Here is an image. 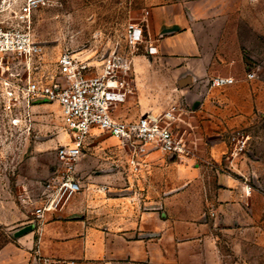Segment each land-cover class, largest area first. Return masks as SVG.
<instances>
[{
	"label": "crops",
	"instance_id": "crops-1",
	"mask_svg": "<svg viewBox=\"0 0 264 264\" xmlns=\"http://www.w3.org/2000/svg\"><path fill=\"white\" fill-rule=\"evenodd\" d=\"M229 21L222 0H163L146 8L145 42L132 56L134 94L116 107L114 116L133 120L176 106L191 143L202 141L206 151H223L222 142L216 145L220 129L253 130L252 94L241 88L248 80L243 73L247 61L227 40ZM148 47L155 52L149 55ZM216 76L234 83L209 88L207 80ZM121 108L124 112L118 113ZM103 135L92 130L85 149L94 139L93 146L104 141ZM193 155L185 161L189 166H179L181 184L176 187L151 183L152 177L142 172L158 158L173 159L158 151L145 156L138 175H132L138 184L117 189L82 184V192L63 212L48 216L39 234L27 219L15 241L13 206L5 196L0 202V264H217L216 236L252 221L247 202L259 192L247 183L249 175L253 178L247 171L244 181L218 172L219 188L183 184L201 175L196 162L205 157Z\"/></svg>",
	"mask_w": 264,
	"mask_h": 264
},
{
	"label": "rangeland",
	"instance_id": "rangeland-1",
	"mask_svg": "<svg viewBox=\"0 0 264 264\" xmlns=\"http://www.w3.org/2000/svg\"><path fill=\"white\" fill-rule=\"evenodd\" d=\"M162 1L41 0L32 15L31 32L41 44L42 54L34 60L31 79L39 87L50 86L57 72L58 58L66 51L88 60L93 66H98L112 52L129 53L127 29L132 25L141 26L145 9ZM222 2L230 20L227 40L232 48L238 46L241 49L247 61L244 76L247 78L249 72L254 74L241 87L252 94L254 128L250 131L249 127L220 129L222 136L216 145L222 142L223 151L203 150L202 141L190 143L191 152L203 155L205 161L196 162L202 169L201 175L191 177L183 184L219 188L216 185L218 172L235 175L242 181L245 171L253 174V178L247 177V183L259 193L247 202V215L252 221L216 236L217 264H264V204L261 196L264 195V111H261L264 110V0ZM11 93L8 86L0 84V202L3 203L6 196L7 202L12 203L15 241L26 226L22 223L33 218L27 196L35 195L38 187L58 169L55 151L67 142V135L56 104L28 105L23 96ZM117 112L122 113L124 109H117ZM234 131L249 135L244 152L235 155L234 144L230 141ZM189 139L193 141L192 137ZM94 141L90 143V149L83 151L77 164L85 187L97 184L117 189L122 184H138L132 178L137 173L129 169L127 154L114 138L98 141L93 146ZM180 165L189 166L185 161L158 158L155 165H147L142 172L152 177L151 183L176 187L181 184L176 177ZM101 177L107 181H96Z\"/></svg>",
	"mask_w": 264,
	"mask_h": 264
},
{
	"label": "built area",
	"instance_id": "built-area-1",
	"mask_svg": "<svg viewBox=\"0 0 264 264\" xmlns=\"http://www.w3.org/2000/svg\"><path fill=\"white\" fill-rule=\"evenodd\" d=\"M40 1L0 0V84L8 86L10 95L16 92L23 96L28 105L56 104L67 135V142L55 151L58 169L38 187L35 195L27 196L32 205V224L38 234L48 216L63 212L70 200L82 192L77 164L92 130L114 138L127 154V163L134 172L152 151L181 162L194 158L188 126L181 127L180 108L171 106L159 113L147 112L133 120L114 116L116 107L134 94L132 56L138 45L145 42L144 30L139 25L127 29L129 53L112 52L99 66H93L66 51L58 58L50 86L39 87L31 79L34 60L42 54V46L31 32L32 15ZM154 50L148 47L146 52L151 55ZM253 77V73H247L248 79ZM233 83L232 78L222 76L207 80L209 88H224ZM248 140L242 132H232L233 154L244 152ZM36 258L40 260L39 256Z\"/></svg>",
	"mask_w": 264,
	"mask_h": 264
},
{
	"label": "water",
	"instance_id": "water-1",
	"mask_svg": "<svg viewBox=\"0 0 264 264\" xmlns=\"http://www.w3.org/2000/svg\"><path fill=\"white\" fill-rule=\"evenodd\" d=\"M110 136L107 135V134H104L103 137L101 139H104V138H109Z\"/></svg>",
	"mask_w": 264,
	"mask_h": 264
}]
</instances>
